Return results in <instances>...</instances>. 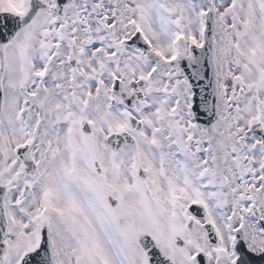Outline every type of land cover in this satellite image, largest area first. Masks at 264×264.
<instances>
[{"label": "snow or ice", "instance_id": "snow-or-ice-1", "mask_svg": "<svg viewBox=\"0 0 264 264\" xmlns=\"http://www.w3.org/2000/svg\"><path fill=\"white\" fill-rule=\"evenodd\" d=\"M0 264H264V0H0Z\"/></svg>", "mask_w": 264, "mask_h": 264}]
</instances>
